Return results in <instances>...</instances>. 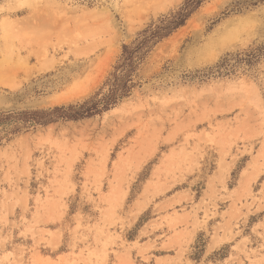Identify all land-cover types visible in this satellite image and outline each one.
<instances>
[{"label":"rangeland","instance_id":"1","mask_svg":"<svg viewBox=\"0 0 264 264\" xmlns=\"http://www.w3.org/2000/svg\"><path fill=\"white\" fill-rule=\"evenodd\" d=\"M184 1L0 0V264H264V0H207L109 112L16 119Z\"/></svg>","mask_w":264,"mask_h":264},{"label":"trees","instance_id":"2","mask_svg":"<svg viewBox=\"0 0 264 264\" xmlns=\"http://www.w3.org/2000/svg\"><path fill=\"white\" fill-rule=\"evenodd\" d=\"M206 1L185 0L177 10L160 17L157 22L140 32L131 44L124 45L121 58L105 84L106 92L101 89L82 104L22 113L16 119L25 124L47 126L59 121H79L109 112L130 97L137 85L138 71L154 47L183 28ZM7 119L10 120L11 117L0 115V127Z\"/></svg>","mask_w":264,"mask_h":264},{"label":"bare ground","instance_id":"3","mask_svg":"<svg viewBox=\"0 0 264 264\" xmlns=\"http://www.w3.org/2000/svg\"><path fill=\"white\" fill-rule=\"evenodd\" d=\"M20 1H21L22 3H24V2H25V0H20ZM115 110H116V109H115ZM115 110H114V111H115Z\"/></svg>","mask_w":264,"mask_h":264}]
</instances>
